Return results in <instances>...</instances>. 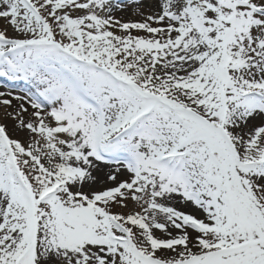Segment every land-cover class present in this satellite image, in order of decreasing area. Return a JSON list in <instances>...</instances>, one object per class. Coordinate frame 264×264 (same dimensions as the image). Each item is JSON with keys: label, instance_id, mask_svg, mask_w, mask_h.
<instances>
[{"label": "snow or ice", "instance_id": "snow-or-ice-1", "mask_svg": "<svg viewBox=\"0 0 264 264\" xmlns=\"http://www.w3.org/2000/svg\"><path fill=\"white\" fill-rule=\"evenodd\" d=\"M0 264H264V0H0Z\"/></svg>", "mask_w": 264, "mask_h": 264}]
</instances>
